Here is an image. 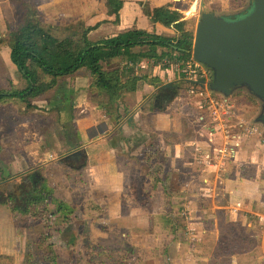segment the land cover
I'll list each match as a JSON object with an SVG mask.
<instances>
[{
    "label": "flooded vegetation",
    "instance_id": "obj_1",
    "mask_svg": "<svg viewBox=\"0 0 264 264\" xmlns=\"http://www.w3.org/2000/svg\"><path fill=\"white\" fill-rule=\"evenodd\" d=\"M43 1L26 0L35 15L49 19L16 26L6 23V33L0 24V52L5 49L8 61L0 65V156L4 151L12 167L19 166L18 177L35 169L32 160L55 163L63 158L73 163L80 159L84 154L80 140L85 142L81 117L99 115V136L106 139L113 133L111 147L124 149L120 132L125 120L139 131L144 106L154 103L164 108L165 95L185 85L178 75L185 55H192L194 42L193 34L184 30L185 13L195 5L200 19V3L204 4L202 0H121L120 8L113 10L108 0H89L79 10H48L49 14L50 4ZM250 5L227 17H237ZM22 28L32 33L30 41H17ZM103 51L108 55H100ZM74 60L75 66L66 69L65 64ZM114 75L120 88L110 98ZM263 104L261 100L258 106L262 109ZM27 122L41 126H35L42 129L41 153L21 150L19 134ZM53 152L59 153L56 158ZM2 177L0 183L5 180ZM18 177L12 178L11 185H17L13 181Z\"/></svg>",
    "mask_w": 264,
    "mask_h": 264
},
{
    "label": "rangeland",
    "instance_id": "obj_2",
    "mask_svg": "<svg viewBox=\"0 0 264 264\" xmlns=\"http://www.w3.org/2000/svg\"><path fill=\"white\" fill-rule=\"evenodd\" d=\"M44 1H43L44 5L45 3L50 4L48 8L45 6L49 14H51L50 12H55L56 10H64V9L79 10V8L82 5H85V4L88 5V2H89V0L86 3H82V0H44ZM202 1L204 2V10L207 12L208 11L215 12L216 17H227L229 15H233L235 13L241 12L244 9H246L250 5V2H251V0H202ZM30 3L31 2H26V0H0V24L2 28L4 29L3 32L6 31V23H8L11 26H16L23 21H35L38 19L39 21L41 20L44 21V18L49 19L47 15H41L36 12L39 15V18H38L37 14L35 15L34 13L33 8L29 6ZM188 3H190L189 0H188ZM82 13H85V11H82ZM185 18L187 20V23H185L184 30L190 31L193 34V39H194L195 27L199 19V14L197 13L191 17L185 16ZM167 33L173 34L169 32ZM0 60H1L0 65L5 66L6 64H8L7 54L5 53V49H2V51L0 52ZM205 69L207 70L208 68L205 67ZM208 71L211 74L209 69ZM178 78L180 79L181 85L185 84L184 86H180L183 90L178 89V91L175 90L176 92L175 94L173 93L166 94L164 97V101H163L164 108L161 109V108L156 107L154 103H148L146 106H144L143 112L139 115L138 119H139V132L140 133H142V127L140 126L147 125L150 118L153 119L155 112L157 113V115H161L160 117H158V123L156 124L157 128L156 127L147 128L146 132H144L147 134L146 136L147 138L148 137H153V138H148L149 141H151L150 142L151 144L149 145L142 144V146L139 147L138 149L139 153L137 151V153L140 155L139 159L141 158L145 150H149L152 147L158 146L161 150H164L166 148L165 142H169L170 140H172L170 139V136L172 135V133H170L169 127L167 125L169 121L172 119L173 114H179V116H181L182 130H183V125H186L188 128L193 129L192 133L190 132V134L187 137L185 136L184 133H182L183 131L181 130L180 136L182 138H187L188 141H190V139L193 136L197 135L200 131H204L203 127L206 126L209 129L215 127L211 123L206 124L204 122V120H206L207 117H209L208 114L204 112L203 107L201 105L198 108L194 103L195 102L194 95L196 94V92H199L200 87L196 85H192L191 83L187 82L183 77L179 75H178ZM188 91H192L193 94H190L188 96ZM209 92L211 91L209 90ZM211 93L219 104L228 103L229 105H231L230 109L228 110V113L222 117H219V123L223 126L226 125L228 133L230 135L229 143L232 148V151L230 152L227 158L231 160V162H229L230 164L229 169H230V172L233 171V173L236 174V175H233L234 177L236 178L241 177L243 180H250L247 183L248 184L247 189L250 188L252 190V188L256 187L258 180L260 178H264V123H261L260 121L257 120L259 116L261 115L262 109L260 108V106H258L257 114L254 116L236 112L237 94H246L255 99V96H253L252 93H250V91L246 87L234 88L231 94L227 97L215 91ZM200 94L202 95L204 93L201 92ZM218 96H221V97H218ZM256 100L260 105L261 100L257 98ZM143 104L144 103H141L140 106H142ZM213 112L214 110L211 109L212 115H213ZM203 116H204V120H202ZM153 120L155 122L156 118H154ZM209 121H210V118H209ZM126 124H128V121L125 120L124 124L122 125L123 128ZM15 125L17 127V123H15ZM22 126L24 127L20 130L21 132L19 134L20 135L19 142L21 144V150L26 153H29L28 150L30 152L38 151V153H41L42 151H40L38 147L42 142V138L40 135V131L42 129L39 131V129L36 130L35 128V126H38L39 128H41V126L38 124V122H31V123L27 122L23 124ZM97 128L99 132L102 131V128L100 126H98ZM126 131L122 130L120 132V137H121L120 140H122L123 142L121 145L124 146V149L118 148L115 150L113 149V146L110 147L111 138L113 136V133H111L110 136L105 140V145L95 146V143H96L95 141L101 140L99 138V135L101 134L100 133V134H97L95 139H89L85 141L84 143H82V139L80 140L81 146L79 147L80 148L79 150L80 152H83L85 155L82 154L80 156V159L76 160L75 162L70 163V162L65 161V159L61 158L55 163L54 162L51 163L52 161L50 162V157L46 158L47 160H49L50 163H48L44 158H40L36 160L35 163H34V160H32L33 166H35V169L31 170V172H29L28 174L22 175L20 177H18V175H20V172H21L19 166L17 165L15 167H12L11 158L7 157L6 153L3 151L2 156H0V173H2L0 175V178L3 175L2 178H4L5 180L1 181L2 183H0V252H14L13 250L14 246L16 247V249H19V247L22 245L25 239L28 238L27 241H30L31 237L33 239V236L38 235V234H33V232L36 233V232H41L42 230H44V228L42 227L44 225L43 223L53 224L57 226L59 228L57 232L59 233L60 238H62L63 241H65V239L74 231V220L69 219L67 216H64V215L59 216L57 214V211L59 209L58 204L62 202L64 199L70 200L71 202H75V201L71 199V195L68 192H66L64 188L62 191H59L58 188L63 186V184L64 186L68 185L69 182H68V179L66 181L65 176H67V174H73V172L76 175H80L83 172V175L86 174V179H87L84 181V183L87 185H89L90 183L91 185H94L96 188H98L99 184L102 181V178L97 173L98 172L97 160H100L101 166H104V161H106V165H108V168H109V165L114 166L115 164L114 157L112 155L119 154L129 159L136 158L137 153H134L132 151L133 135L128 133V131H136V128L135 126L129 127L128 130L126 129ZM206 132H208V130H206ZM128 136H129V140H128ZM184 140L185 139H183L182 141ZM54 144L55 146L57 145L56 142ZM106 145L110 152L109 155L106 153V150H104ZM180 149L181 148H178L177 151ZM140 151L142 152V154L140 153ZM232 152H234V155H235L234 160H232V158L234 157V156H231ZM52 154H53V158H56L57 154L59 153L53 152ZM211 157L214 158V155H212ZM7 163H10V164H7ZM137 167H139L142 173L146 171V167L141 164L134 166V169ZM115 168H116V165L114 169ZM54 171L56 172L53 173ZM246 173L250 175L249 178L245 177ZM253 173L255 176H252ZM197 174L199 176L202 175V178L206 177V179H209L208 173L206 172L205 173L198 172ZM16 176L18 178H16L13 182H16L17 185L14 183L13 185H11L10 181L12 180V178ZM59 178L61 179V181L59 180ZM224 178H225V174L221 176L219 181L225 182ZM252 179L253 181H251ZM43 185H46L50 188H54V191L52 193V197L49 200L50 206L47 212L43 215L40 221V224L33 223V219L29 214H25V216H21L20 214H18L16 218L13 217L15 213V212H12L13 207L17 206V207L23 208L26 202L31 200L34 197V191L40 189ZM226 185L229 189H234L233 187H236L235 190H237V188H239V191L237 194L239 196L241 195V197H236L237 195L233 194L231 195L232 198L237 199L235 200V202L237 203H239V200L243 198L240 203H242L243 205H247V207L251 209V206L253 203L251 199L253 198V196L247 193L241 194V191H240V188L242 187L241 182H237V185H236L235 182L233 181H227ZM208 194L209 196H204V200L209 201L211 199L210 193ZM255 199H257V197ZM129 200H130L129 197H126V196H123V200H122V197H119V196H110L108 199V203L111 205L114 204L116 206L114 208L109 207V212L106 214V216L111 214L112 211H115L114 216H116L120 214L119 211L121 209H122V213H126L128 210L127 208H128ZM156 201L157 199L151 197L150 201H148L147 203L148 209H154V210L158 209V206H156V203H157ZM77 202L82 203V201L80 200H77ZM97 203H99L101 207H105V203L102 200L100 202H97L96 200L94 201L92 200V201H89V203L87 204L85 203V209L82 212L83 222L87 220V218H90L89 215L91 213L93 214V212H95L94 211L95 206L99 205ZM240 210L239 209L237 210L239 211L237 218H240L242 217V215H244V212ZM261 210L264 211V208H262ZM179 214L182 216H186L185 234L187 233V237L191 238V240H188V243L191 242L190 246L193 248L200 247L201 245L203 246L206 239L204 237H200L201 234L199 233L200 232L199 228H201L202 225L197 224V223H200V220L202 218H204V220L208 219L207 210L203 212V215H201L202 213H198V212L192 213L187 210L184 211V213L181 212ZM230 214L232 216L231 212ZM121 216L124 217L126 215L121 214ZM252 216H255V215H252ZM187 217L188 219H193V220L191 221L189 220L188 222L186 220ZM91 222L93 223L91 228H92V233L94 234V238L95 239L102 238L103 236L97 231V229L99 228V227L97 228V224L94 223L93 219H91ZM182 223L184 224L183 221ZM112 224L114 226L116 225L114 221ZM121 224L124 225L125 223L122 222ZM132 224L133 222L130 221L128 225L129 226L128 231L134 233L135 230H133V228L137 229L139 224L138 226H134L133 228H131L130 226ZM255 226L259 227L258 224L256 223H255ZM118 227H122V226L118 223ZM211 230L212 228L210 229V231ZM31 231H32L33 236L29 237L31 234ZM259 234L256 233L258 239L260 240V241L258 240V242H261L260 238L262 237V235L261 234L259 235ZM212 235L214 234H211V236ZM115 236L117 235L115 234ZM107 240L108 239H106L105 241ZM209 241L211 242V240ZM214 241H212V243ZM93 242L95 243L96 240H93ZM137 242L139 243V235H138ZM184 243H187V242H184ZM188 243L186 244V246L190 247ZM28 244L30 245V242ZM177 245L178 243H175L174 247L170 246L168 249L169 250L174 249V252L176 253V255H180L181 251L179 250V247ZM244 247L247 249H251V248H248L247 246H244ZM252 248H255V247L252 246ZM256 250H259V249L256 248L254 251L256 252ZM101 253H103L102 250H97L95 252V255H98ZM104 254L99 255V257L97 258V262L103 263ZM223 256L225 257L222 258V260H224L225 263L228 262V264H230L229 258L225 254H223ZM240 256H243V255H240ZM253 256L256 261L257 259L256 255H253ZM134 257L136 260L139 259L138 254L134 255ZM253 260L254 259H251V261ZM124 262H125V253L120 256H116L114 258L113 264H122ZM256 264H264V256L262 260L258 259Z\"/></svg>",
    "mask_w": 264,
    "mask_h": 264
},
{
    "label": "crops",
    "instance_id": "obj_3",
    "mask_svg": "<svg viewBox=\"0 0 264 264\" xmlns=\"http://www.w3.org/2000/svg\"><path fill=\"white\" fill-rule=\"evenodd\" d=\"M179 90H183L182 88ZM204 90L201 86V90L196 92L194 95L195 97V105L199 108L200 104V96H203ZM193 94L192 91H188V96ZM211 95V94H210ZM221 97V96H218ZM227 97V96H225ZM229 101V99H228ZM199 103V104H198ZM203 107V105H201ZM214 112L213 115L211 114L212 107H203L204 112L208 114L206 120H204V116L202 120L206 124H213L214 128L203 127L204 131H200L197 135L193 136L190 141L187 138H180L175 141H169L168 143L165 142L166 149L168 150L169 161L168 164L165 166V169L162 174V180L166 188L174 192L179 197V204L183 207L184 211L190 212H198L202 213L205 210L212 212L215 214L216 210L225 209L229 213H232V216L229 219H232V224L225 227L224 230L218 228L217 225V218L214 217L212 223V230L210 231L211 234L215 235V241L212 243L209 240H205L204 245L193 248L191 247V242L188 243V240L191 238L187 237V233L185 234V218L183 216V226L180 227L179 232H175L174 234H169L166 232H160L159 227L154 226V217L155 216H165L163 212L164 201L162 198L157 199L156 205L158 209H147V211L139 214H133L131 209L130 200L128 201V210L126 213H122V209L119 211L120 214L114 216L115 211H112L111 214L108 216L99 214L98 210L94 208L93 214L89 215L90 218H87V226L88 232L91 234L93 240H96V245L93 246L94 250H102L106 253V255H115L120 256L123 254V251L126 250L127 247L134 248L131 257L132 260L137 261L134 255L138 254L139 261L133 264H228L225 263L222 258L223 254H225L229 258L230 264H236L235 256L246 255V254H253L255 255V249L258 248L264 256V211L261 209L264 208V205L260 203V200L255 199V195L257 191H259V186L262 184V178L258 180V183L255 188L247 189L248 181L250 180H243L241 177H234L236 175L233 171L230 172V164L231 160L226 159L224 161V165L222 170L216 172L215 168H213V164L217 159V151L223 148L225 142L223 139V133L221 132V124L219 120L216 118L218 115V107L214 105ZM99 116V115H97ZM97 116H94L92 119H86L85 117H81L79 120V127L83 133V140L86 141L88 139H95L97 134H99L98 126L101 125V119ZM161 115H156V123L153 119L150 118L148 124L142 127V133L138 130L136 131H129V134L133 135V143H132V151L137 153L138 149L142 144L149 145L151 144L148 138L153 137H146L147 128H157L156 124L158 123V117ZM210 118V121H209ZM170 133L175 134L176 136L180 137L181 130H182V120L179 114H173L172 119L169 121L168 125ZM183 125V130H184ZM226 126V125H225ZM123 129V127H122ZM190 129V128H189ZM98 130V131H97ZM106 128L103 127V131ZM182 130V131H183ZM191 133L193 129H190ZM208 130V132H206ZM131 132V133H130ZM184 133V132H182ZM227 142L226 144L230 146L229 138L230 135L227 132ZM140 136V137H139ZM101 140L95 141V146H102L105 145V140L99 136ZM185 139L184 141H182ZM129 140V136H128ZM170 140V139H169ZM155 141V140H154ZM236 146V145H235ZM111 147V145H110ZM233 147V146H232ZM104 148V146H103ZM178 148H181L177 151ZM188 148V149H187ZM106 153L109 155V149L107 145L105 146ZM112 150V149H111ZM139 153V151H138ZM137 153L136 158L139 159L140 155ZM142 154V152L140 151ZM113 154V153H112ZM104 155V154H103ZM117 155V154H115ZM115 155H112L113 157ZM214 155V158L211 156ZM234 156L232 160L235 159L234 152L232 155ZM230 156V157H231ZM229 157V158H230ZM96 158V157H95ZM183 166V167H182ZM104 167V168H103ZM114 167L112 165H106V161H104V166L100 165V160H97V168L102 173L113 172ZM198 172H206L208 173V178H202V175L199 176ZM224 174H232L230 178L225 179L224 181H219L222 175ZM252 176H255L254 173ZM245 177L249 178L250 175L246 173ZM227 181H233L237 185V182H241V194L247 193L253 198L251 209L247 207V205H243L240 199L239 203L235 202V198H232L231 195L236 194V197H241L237 193L239 188L233 187L234 189H229L226 185ZM253 181V179L251 180ZM224 183V189L220 187V183ZM250 183V182H249ZM245 189V190H244ZM206 193V195H205ZM210 193V200H204V196H209ZM227 194L229 196L227 205L218 206L216 205V199L222 196L223 194ZM203 198V199H202ZM251 198V197H250ZM246 199V198H245ZM123 200V197H122ZM150 201V199H149ZM211 202V204H210ZM259 202V203H258ZM106 207L114 208L116 205H111L107 202H104ZM123 203V202H122ZM250 203V202H249ZM98 204V203H97ZM248 204V203H247ZM249 205V204H248ZM93 207V206H92ZM99 207V205L95 206ZM241 208V210H240ZM243 211L244 215L242 217L237 218L239 211ZM121 214H125L126 216L122 217ZM120 215V216H119ZM255 215V216H252ZM63 216V215H59ZM119 216V217H118ZM189 216V214H188ZM202 217V216H201ZM124 218V219H123ZM171 218H175V215L172 214ZM91 219H93L94 223L97 224V231L103 236L102 238L95 239L94 234L92 233V225ZM74 220V231L69 235H76L77 228L75 225ZM112 220V221H111ZM188 222L189 220L193 219H186ZM253 220V221H252ZM96 221V222H95ZM113 221L116 223L114 226L112 223ZM133 222L134 226H138L137 229L133 228V232H129V222ZM208 221V219H207ZM124 222L125 224L122 225L121 223ZM174 222H178V220H174ZM187 222V223H188ZM254 222V223H253ZM118 223L122 227H118ZM195 223V222H194ZM255 223L258 224L259 227L255 226ZM202 227L199 228V233L201 234L200 237H204V234L207 232L208 228L206 227V219L202 218L200 223ZM117 227V228H116ZM247 232L249 241L248 243L243 242L242 238L245 236ZM256 233H260L262 235L261 242H258V237ZM115 234L118 236H115ZM259 234V235H260ZM139 235V243L137 242ZM69 236L65 239L67 240ZM135 237V238H134ZM187 237V238H186ZM62 239V238H61ZM108 239L107 241H105ZM195 239V237H194ZM202 239V238H201ZM63 240V239H62ZM180 240V241H178ZM260 241V240H259ZM187 242L190 247H187L184 243ZM175 243H178L179 250L181 251L180 255H176L174 249L169 250L170 246L174 247ZM237 245H236V244ZM244 246H247V249ZM255 247V248H252ZM168 250V251H167ZM118 254H117V253ZM200 253V255H199ZM168 254V255H167ZM170 261V262H169ZM105 264H113L114 258H108L103 261ZM257 263V261H256ZM123 264V263H122Z\"/></svg>",
    "mask_w": 264,
    "mask_h": 264
},
{
    "label": "trees",
    "instance_id": "obj_4",
    "mask_svg": "<svg viewBox=\"0 0 264 264\" xmlns=\"http://www.w3.org/2000/svg\"><path fill=\"white\" fill-rule=\"evenodd\" d=\"M108 5L117 10L120 8L121 0H108ZM17 36V41H30L32 39V33H30L26 28L20 30V35ZM110 50L115 51L114 48ZM108 53L101 52L100 55ZM189 58V55H185L182 61ZM76 64V60L70 61L65 64V68H73ZM208 68V67H207ZM209 69V68H208ZM210 70V69H209ZM211 71V70H210ZM115 77V75H114ZM109 94L111 96H117V91L119 90V85H117L116 77L110 81ZM236 112L247 115H256L258 111V102L256 98L246 94H237L236 96ZM190 129L184 126V134L187 137L190 134ZM172 133L170 136V141H175L180 139ZM168 143V142H167ZM169 155L168 150L165 148L161 150L158 146L152 147L149 150H145L140 159L137 158H126L122 155L114 156V166L116 168L113 172L102 173L98 170V175L101 176L102 181L99 187L96 188L94 185L85 184L86 174L83 172L80 175L67 174L65 179H68V185L63 184L58 190L62 191L63 188L71 195L70 200H63L58 204V215L67 216L69 219H75V225L77 228V234L69 236V238L63 241L57 232L59 228L53 224H45L42 226L44 230L41 232H36L33 234H38L33 236L32 231L29 237L30 241L24 240L19 249L13 247L14 252H0V264H105L97 262L99 255H95L97 250H94L93 246L96 242H93L91 234L88 232L87 220L83 222L82 212L85 209V203L89 201L96 200L100 202H107L110 196L119 197H129L131 209L133 214H139L147 211V203L151 197L155 199L162 198L164 201L163 214L165 216H155L154 226L159 227L160 232H166L169 234H174L180 231V227L183 226L184 217L180 215L183 211L182 205L179 204V197L165 187L162 181V173L165 166L168 164ZM143 165L146 167V171L143 173L140 171L139 167L134 169V166ZM82 169V167H81ZM54 171L53 173H55ZM58 175V174H57ZM230 174H225V178H230ZM83 179V180H82ZM61 181V179L59 178ZM220 187L224 189V183H220ZM54 188H50L43 185L40 189L34 191V197L27 201L23 208L14 206L12 212H15L13 217H17L18 214L25 216L29 214L33 223L40 224L43 215L47 212L50 206V198ZM260 200V203L264 205V178H262V184L259 186V191L255 195V198ZM229 196L223 194L220 198L216 199V205L224 206L228 203ZM77 200L82 201L78 203ZM259 203V202H258ZM99 204V203H98ZM95 207L98 213L101 215H106L109 212V208ZM157 206V205H156ZM208 221L206 220L207 232L204 234V238L207 240L214 241L215 236L210 234V229L213 227V219L217 218L218 228L224 230L225 227L231 225L232 219H229L230 213L225 209L216 210L215 214L208 211ZM174 214L175 218H171ZM168 216V217H167ZM231 217V216H230ZM178 220V222H174ZM53 225V226H52ZM33 228V227H32ZM249 237L247 232L243 238V242L248 243ZM30 242V245L28 244ZM134 248L127 247L123 254L125 253V264H133L137 261L132 260V253H134ZM256 261L263 258V254L260 250H256ZM117 255L113 254L111 256H103V260L108 258H115ZM251 259H254L251 261ZM236 264H256L253 254H246L243 256H235ZM123 263V264H124ZM230 263V262H229Z\"/></svg>",
    "mask_w": 264,
    "mask_h": 264
},
{
    "label": "water",
    "instance_id": "obj_5",
    "mask_svg": "<svg viewBox=\"0 0 264 264\" xmlns=\"http://www.w3.org/2000/svg\"><path fill=\"white\" fill-rule=\"evenodd\" d=\"M200 8L192 56L212 71L209 88L229 96L234 88L246 87L264 103V0H252L235 18L205 12L203 3ZM257 120L264 123V104ZM129 127L133 124L122 130Z\"/></svg>",
    "mask_w": 264,
    "mask_h": 264
},
{
    "label": "built area",
    "instance_id": "obj_6",
    "mask_svg": "<svg viewBox=\"0 0 264 264\" xmlns=\"http://www.w3.org/2000/svg\"><path fill=\"white\" fill-rule=\"evenodd\" d=\"M180 76L183 77L187 82L191 83L192 85H196L200 87L201 86L204 90V95L200 96V104L206 107H212V110L216 107H218V115H216V118L219 120V117H222L228 113V110L230 109L231 105L228 103L219 104L216 99L213 97L212 93L213 90H211L208 86V82L211 80V77L208 74V71L203 67V64L198 62L194 59L193 56H190L187 60L183 61L181 64L180 69ZM203 82V83H202ZM209 90L211 92H209ZM211 94V95H210ZM199 104V103H198ZM221 132L223 133V139H224V146L219 151H217V159L215 163L213 164V168H215L216 172H219L222 170L224 161L228 158L230 152L232 151L231 146H228L226 144L227 142V127L224 125H221Z\"/></svg>",
    "mask_w": 264,
    "mask_h": 264
},
{
    "label": "bare ground",
    "instance_id": "obj_7",
    "mask_svg": "<svg viewBox=\"0 0 264 264\" xmlns=\"http://www.w3.org/2000/svg\"><path fill=\"white\" fill-rule=\"evenodd\" d=\"M197 13V8L195 5H192L188 11L185 13L187 16H192Z\"/></svg>",
    "mask_w": 264,
    "mask_h": 264
}]
</instances>
